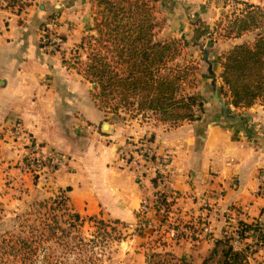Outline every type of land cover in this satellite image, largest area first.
<instances>
[{
  "label": "crops",
  "instance_id": "crops-1",
  "mask_svg": "<svg viewBox=\"0 0 264 264\" xmlns=\"http://www.w3.org/2000/svg\"><path fill=\"white\" fill-rule=\"evenodd\" d=\"M23 1L20 11L0 5V127L18 119L38 143L66 157L46 180L69 188V203L80 215L98 214L128 225L135 222L142 200L165 198L167 211L148 213V228L156 229L150 237L163 233L166 244L158 242L157 251L193 264L242 219L252 226L245 238L247 264H264V245L258 244L259 231L264 235V107L255 102L236 110L218 92L222 80L210 70L214 76L199 78L194 89L202 102L198 118L175 126L153 118L119 125L95 105L92 83L65 66L57 53L40 48L38 29L54 12L55 0ZM243 40L229 38L228 48ZM128 136L142 138L153 157L163 159L162 170L138 155L134 166H121L120 152L135 143H128ZM17 158L12 145L0 139V167ZM172 224L181 231L176 239L167 234Z\"/></svg>",
  "mask_w": 264,
  "mask_h": 264
},
{
  "label": "trees",
  "instance_id": "trees-1",
  "mask_svg": "<svg viewBox=\"0 0 264 264\" xmlns=\"http://www.w3.org/2000/svg\"><path fill=\"white\" fill-rule=\"evenodd\" d=\"M157 1L90 0L91 25L75 44L77 54L69 67L75 68L84 80L96 83L92 99L105 117L123 113L127 117L124 121L153 118L175 126L200 116L202 102L194 90L199 62L186 54V45L180 38H158L162 21L158 17ZM243 4L240 13L229 21L224 35L239 38L254 32V36L252 40L232 44L224 52L220 73L222 88L237 109L257 101L264 107V32L261 31L264 6ZM24 5L25 2L18 3L17 11ZM7 6L15 7V4L9 1ZM78 50L84 52V57ZM161 203L163 212L167 211L169 203L165 198ZM25 214L17 230L0 235V264H39L46 243L62 245L64 237L71 238L72 229L82 218L62 189ZM97 223L101 225L97 233H101V227L103 232L110 228L117 233V225H127L118 219L97 220ZM238 224L245 239L252 226L242 220ZM259 237L264 243L261 231ZM46 255L43 254L44 260L48 258ZM150 258L155 260L153 264H193L168 251L154 252ZM199 264H247V252L235 250L230 236L224 233Z\"/></svg>",
  "mask_w": 264,
  "mask_h": 264
},
{
  "label": "rangeland",
  "instance_id": "rangeland-1",
  "mask_svg": "<svg viewBox=\"0 0 264 264\" xmlns=\"http://www.w3.org/2000/svg\"><path fill=\"white\" fill-rule=\"evenodd\" d=\"M9 1L14 2L15 7L18 3L24 2L23 0H4V2L0 0V5L7 6ZM55 2V10L50 17L57 15L62 21L60 26L65 27L64 31L58 29L64 44L57 54L64 65L71 68L69 65L74 62V56L77 54L75 44L83 35L87 34L91 25V3L90 0H55ZM243 2L259 3L264 6V0H158V17L162 21V29L158 38L175 37L180 38L185 43L186 54L199 62L197 82L199 78H210L214 75L220 77L221 58L225 52L224 49L229 46V38L224 35L227 32L226 26L233 16L240 13L244 6ZM62 10L64 13L61 12ZM261 31L264 32V24ZM253 36L254 32H248L244 34L243 38L244 40H252ZM78 51L80 53L81 50ZM204 51L207 52L206 59ZM80 54L84 57V52L81 51ZM217 59L220 64L219 68L218 63L216 65ZM210 70L214 75L211 74ZM218 92L226 97L229 102L222 85ZM235 109L237 110V108ZM109 118L119 125L124 124L126 127L130 126L131 123H135L137 126L139 121L138 119L124 121L127 117L123 113L119 116L111 114ZM11 130L10 125L0 127V139L9 142L18 156L12 163L9 161L3 165L4 167H0V235L6 231L17 230L18 224L26 215L25 213L37 208L38 202L58 194L60 189L53 185L54 179L46 180L47 174L46 172L43 173L42 169L35 173L25 170L24 157L27 156V150L24 145L28 142L24 139H16ZM128 137L126 139L128 143H145L140 141L142 138L131 140V136ZM30 139L34 144H40L32 137ZM138 150L127 144L118 156L119 164L123 167H127L129 164L133 166L137 164L136 153ZM132 154L135 155V159L132 158ZM20 174L24 175L23 178H29V182L25 183L26 178L22 180ZM48 174L49 177L52 176V173ZM62 190L66 195V189ZM41 193L44 196H41ZM234 211L235 214L238 213V209ZM92 216L82 214V218L76 222L77 227L72 229L73 235L71 238L64 237L62 245H57L53 241L46 243L45 249L41 250L39 264H153L155 260L150 258L152 253L164 254L166 252L157 251V243L164 245L166 240L163 237L164 234L161 233L160 235L158 232L154 237H150L154 233L153 231H156L152 227L140 230L128 224L125 227L117 225V233L110 228L103 232L102 227L101 233H97L98 227L101 226L97 220L112 222L113 219L103 218L98 214L95 215V219ZM105 234L111 236L105 237ZM43 254H47L48 258L44 260Z\"/></svg>",
  "mask_w": 264,
  "mask_h": 264
},
{
  "label": "built area",
  "instance_id": "built-area-1",
  "mask_svg": "<svg viewBox=\"0 0 264 264\" xmlns=\"http://www.w3.org/2000/svg\"><path fill=\"white\" fill-rule=\"evenodd\" d=\"M2 1L4 2V0ZM54 16L50 17L39 27L38 41L42 50L47 52L58 53L60 47H62V45L64 44L63 37L58 31V29L61 27L60 23L62 24V21L57 15ZM10 127L12 129L11 132L13 133L16 139H24L28 142L24 145L27 150V156L24 157V162L26 165L25 170L35 173L38 170L42 169L41 171L43 173L46 172V174H53L67 160L62 153L54 149L44 147L40 144H34V142L31 141L32 139H30L31 137L24 130L21 122L18 119L12 120V122L10 123ZM133 145L134 148L139 149L138 153H136L138 156H140L144 160L152 161L151 164H153L155 171L162 170L161 165L164 164L162 158L153 157V154H151L150 151L145 148L144 144H137L135 142L133 143ZM132 158L134 157L132 156ZM262 191L264 193V186L262 187ZM162 199L163 198L161 196H157L152 202H149L145 199L142 200L139 203L138 208L136 209V219L135 222L132 224V227L138 228L140 230H146L149 226L148 213L154 209L163 211V205L161 203ZM240 229L241 227L237 222L233 226V228L228 232V235L230 236V243L235 250H246L249 247L247 245L248 242H246L245 239L241 237ZM180 232L181 231L178 230V228L173 224L168 226L167 228V234L171 239H176ZM203 232L208 235L209 227L204 226ZM209 239L212 240L213 237L210 236ZM258 244L262 247L264 245L262 240H259Z\"/></svg>",
  "mask_w": 264,
  "mask_h": 264
},
{
  "label": "water",
  "instance_id": "water-1",
  "mask_svg": "<svg viewBox=\"0 0 264 264\" xmlns=\"http://www.w3.org/2000/svg\"><path fill=\"white\" fill-rule=\"evenodd\" d=\"M205 55L207 56V52L205 51ZM92 87H96V83H92ZM224 106V108H225V105H223ZM108 126H109V124L107 123V122H104L103 124H102V128L104 129V130H107V128H108Z\"/></svg>",
  "mask_w": 264,
  "mask_h": 264
}]
</instances>
